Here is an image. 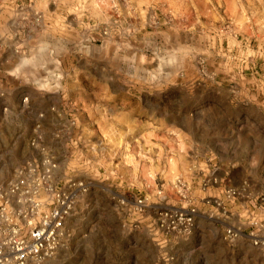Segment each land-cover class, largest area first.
<instances>
[{
	"label": "rangeland",
	"instance_id": "374dc122",
	"mask_svg": "<svg viewBox=\"0 0 264 264\" xmlns=\"http://www.w3.org/2000/svg\"><path fill=\"white\" fill-rule=\"evenodd\" d=\"M0 71V188L75 199L30 264H264V0H0Z\"/></svg>",
	"mask_w": 264,
	"mask_h": 264
},
{
	"label": "built area",
	"instance_id": "2783aa9c",
	"mask_svg": "<svg viewBox=\"0 0 264 264\" xmlns=\"http://www.w3.org/2000/svg\"><path fill=\"white\" fill-rule=\"evenodd\" d=\"M77 188L83 186L79 184ZM28 204L26 208H15L0 188V264L41 263L52 257L60 246L75 199L71 192H62L53 196L54 205L49 210H42L35 198H30ZM138 206H142L141 201ZM193 214L194 211L180 213L178 223L190 227Z\"/></svg>",
	"mask_w": 264,
	"mask_h": 264
},
{
	"label": "crops",
	"instance_id": "0c3cea01",
	"mask_svg": "<svg viewBox=\"0 0 264 264\" xmlns=\"http://www.w3.org/2000/svg\"><path fill=\"white\" fill-rule=\"evenodd\" d=\"M1 72V71H0ZM7 85V84H6ZM8 86V85H7ZM5 88V87H4ZM15 88V87H14ZM0 91H1V87H0ZM5 105H9V102L7 101V102H5ZM217 161H218V163H219V165H221V166H225V161L222 159V158H220V157H217ZM226 164H227V166H231V163L229 162V163H227L226 162ZM226 169V168H225Z\"/></svg>",
	"mask_w": 264,
	"mask_h": 264
}]
</instances>
